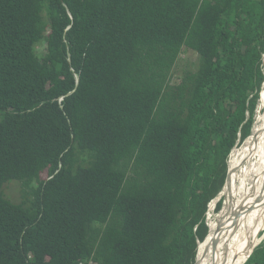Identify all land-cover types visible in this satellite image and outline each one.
<instances>
[{
    "label": "trees",
    "instance_id": "trees-1",
    "mask_svg": "<svg viewBox=\"0 0 264 264\" xmlns=\"http://www.w3.org/2000/svg\"><path fill=\"white\" fill-rule=\"evenodd\" d=\"M263 56L264 0H0V264H196Z\"/></svg>",
    "mask_w": 264,
    "mask_h": 264
},
{
    "label": "bare ground",
    "instance_id": "bare-ground-1",
    "mask_svg": "<svg viewBox=\"0 0 264 264\" xmlns=\"http://www.w3.org/2000/svg\"><path fill=\"white\" fill-rule=\"evenodd\" d=\"M261 101L264 107V92ZM224 189L222 209L208 224L210 232L199 245L196 264H244L261 242L262 237L252 246V240L245 237L264 201V115L247 143L230 161Z\"/></svg>",
    "mask_w": 264,
    "mask_h": 264
},
{
    "label": "rangeland",
    "instance_id": "rangeland-1",
    "mask_svg": "<svg viewBox=\"0 0 264 264\" xmlns=\"http://www.w3.org/2000/svg\"><path fill=\"white\" fill-rule=\"evenodd\" d=\"M36 51L38 54L43 55L46 52V45L40 44L39 46H37ZM198 68H199V57L197 53L188 48H184L180 57L178 58L176 65L174 66L172 70V83L180 84L187 74L196 72ZM263 68H264V56H263ZM263 73H264V70H263ZM263 92H264V84H263V88L261 91V97H262ZM261 97H260L259 106L257 109L256 121H255V125L253 128V132H254L255 127L259 123L260 118L264 115V107H263V102L261 101ZM248 139L243 144L233 149V151L231 152L229 156L228 169H230V161L233 160L234 155L237 154L238 151L244 147ZM43 177L45 178L47 177V175L45 174ZM32 186L33 188H37L38 184L33 183ZM4 195L6 198L10 199L14 203H21L23 200V187L21 183L17 181L7 182L4 185ZM221 199H223V201L225 199V189H223L222 193L214 201H212L209 205V210L207 213V223L208 224L210 221H213L216 215L218 214V213L216 214L215 209H216V205L219 203ZM256 212H257V217L255 221L249 225L246 231L247 234L245 237V238H248L249 240H252L251 242L252 246L253 244H255V242L260 240L261 237L262 238H261L260 244L264 240V231H263L264 230V207H262V204L257 208ZM247 251L249 250L247 249Z\"/></svg>",
    "mask_w": 264,
    "mask_h": 264
},
{
    "label": "water",
    "instance_id": "water-1",
    "mask_svg": "<svg viewBox=\"0 0 264 264\" xmlns=\"http://www.w3.org/2000/svg\"><path fill=\"white\" fill-rule=\"evenodd\" d=\"M228 177H229V172H228ZM228 177H227V180H228ZM227 180H226V183H227ZM235 226V225H234ZM207 239V238H206ZM217 244V243H216ZM215 244V246H216ZM215 246H214V251H215ZM257 247V246H256ZM256 247L254 248V250L256 249ZM254 250L252 251V253L254 252ZM252 253L249 255V257L247 258V260L245 261V263L248 261V259L250 258V256L252 255ZM244 263V264H245Z\"/></svg>",
    "mask_w": 264,
    "mask_h": 264
},
{
    "label": "clouds",
    "instance_id": "clouds-1",
    "mask_svg": "<svg viewBox=\"0 0 264 264\" xmlns=\"http://www.w3.org/2000/svg\"><path fill=\"white\" fill-rule=\"evenodd\" d=\"M209 226V225H208Z\"/></svg>",
    "mask_w": 264,
    "mask_h": 264
}]
</instances>
